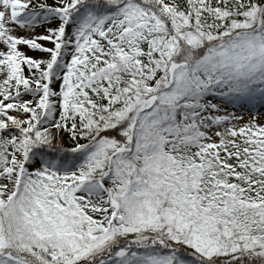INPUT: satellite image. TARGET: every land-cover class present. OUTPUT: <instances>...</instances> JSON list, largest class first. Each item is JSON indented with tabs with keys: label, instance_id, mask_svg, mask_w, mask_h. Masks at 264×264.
<instances>
[{
	"label": "snow or ice",
	"instance_id": "obj_1",
	"mask_svg": "<svg viewBox=\"0 0 264 264\" xmlns=\"http://www.w3.org/2000/svg\"><path fill=\"white\" fill-rule=\"evenodd\" d=\"M260 117L264 0H0V264H264Z\"/></svg>",
	"mask_w": 264,
	"mask_h": 264
},
{
	"label": "bare ground",
	"instance_id": "obj_2",
	"mask_svg": "<svg viewBox=\"0 0 264 264\" xmlns=\"http://www.w3.org/2000/svg\"><path fill=\"white\" fill-rule=\"evenodd\" d=\"M250 118V117H247ZM259 119H261L262 122H264V117H260Z\"/></svg>",
	"mask_w": 264,
	"mask_h": 264
},
{
	"label": "rangeland",
	"instance_id": "obj_3",
	"mask_svg": "<svg viewBox=\"0 0 264 264\" xmlns=\"http://www.w3.org/2000/svg\"><path fill=\"white\" fill-rule=\"evenodd\" d=\"M247 117H248V116H245V119H248Z\"/></svg>",
	"mask_w": 264,
	"mask_h": 264
}]
</instances>
